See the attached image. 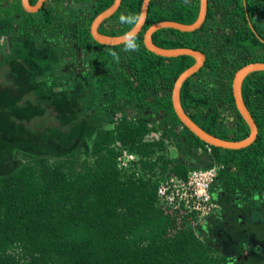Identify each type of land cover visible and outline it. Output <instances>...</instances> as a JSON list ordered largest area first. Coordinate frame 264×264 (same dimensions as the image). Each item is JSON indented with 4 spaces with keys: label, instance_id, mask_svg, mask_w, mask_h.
<instances>
[{
    "label": "trees",
    "instance_id": "obj_1",
    "mask_svg": "<svg viewBox=\"0 0 264 264\" xmlns=\"http://www.w3.org/2000/svg\"><path fill=\"white\" fill-rule=\"evenodd\" d=\"M76 1L88 2L92 7L86 24L78 30L81 44L90 42L99 48L94 52L95 59L105 55L106 71L96 80L98 90L90 94L92 103H107L113 116L119 110L122 116L114 121L107 114L99 121V108L88 114L80 112L79 120L89 124L81 138L89 145L88 157L81 158L80 149L74 148L51 158L30 147L21 153L23 163L0 172V264H229L230 247L223 250L220 246L232 243L234 238L218 240L221 233L211 234L213 227L210 234L204 235L200 224L194 230L185 221L176 227L175 218L163 212L156 198L157 181L165 172L185 177L191 168H206L214 163L224 164L214 182L221 183L225 191L242 195L264 188V162L251 154L254 145L240 149L208 145L176 116L171 102L173 84L194 58L185 54L163 57L143 44V33L152 23H192L198 16L199 0H150L144 25L135 35L140 46L137 52H124L123 43H97L90 35L88 26L93 18L114 0ZM141 4L142 0H121L108 19H118L122 13L139 14ZM15 5L21 12L19 0ZM250 21L256 32L251 30ZM120 26L103 33L120 35L130 29L128 25ZM232 28L236 32L238 29L233 39ZM260 32L264 38V0H208L199 28L191 32L161 28L151 35L158 47L191 48L206 54L204 66L182 82L180 103L196 124L221 139L240 140L248 130L240 125L239 134L228 137L219 123L215 102L221 99L228 108H234L231 79L242 63L234 58L216 59L215 55L225 50L231 56L229 45L233 41L237 46L261 44L255 34ZM112 51L119 54V63L109 54ZM217 69L224 79L215 88ZM200 75L205 76L202 90ZM5 86L0 67V91ZM68 121L71 119L66 115L62 122ZM156 130H161L162 135L151 140L149 134ZM43 131H50L49 126ZM62 131L65 130L58 133ZM68 132L69 129L64 133ZM5 141L0 138V152L3 145H8ZM115 141L139 156L140 169L150 175L146 180L123 174L116 167L119 150L111 146ZM171 144L180 152L209 146L208 163L197 167L170 158L167 148ZM218 202L223 213L227 208L219 199ZM222 213L217 215L219 219ZM207 219L204 222H210ZM241 250L239 245L236 255Z\"/></svg>",
    "mask_w": 264,
    "mask_h": 264
},
{
    "label": "flooded vegetation",
    "instance_id": "obj_2",
    "mask_svg": "<svg viewBox=\"0 0 264 264\" xmlns=\"http://www.w3.org/2000/svg\"><path fill=\"white\" fill-rule=\"evenodd\" d=\"M28 2L31 4L30 0ZM2 3L6 5V3H9V0L4 2L0 0V5ZM69 3L82 5L84 9L76 13H67L68 11L64 10V6ZM11 10V12H6L4 15V18L7 20L6 22L0 21V43H4L7 47L4 54L5 58L1 59V63L6 68L4 75L5 87L10 89L11 92L15 91V89H17L16 92H53L59 96V106L71 103L76 107L75 109H79L77 105L86 106L90 111L99 108L100 112L97 116L99 121H103V118L107 114L112 115L107 103H92L94 100L90 97L92 92L98 90L96 80L106 71L104 67L106 64L104 61L105 55L99 54L101 56L95 59L94 52L98 51L99 48L90 42L82 45L78 38V30L84 27L87 18L91 14L92 7L90 4L76 0H44L41 6L28 13L15 12L12 8ZM58 11L60 13L59 15H57ZM37 12H40L41 16L34 21L32 17ZM50 15L53 18H50ZM23 17H26V20ZM56 17L61 18L60 20L62 21H56ZM246 17H248V14H246ZM248 24L251 30L256 32L251 25V21ZM101 26H104L102 22L99 24L97 30L103 33L105 29ZM114 30L110 28L106 31ZM231 32L233 39V36L235 37L238 33V29L236 32V29L232 28ZM255 34L261 44H255L256 46H249L248 44L237 46L235 41H233V44L229 45V48L232 47L229 50L231 56L227 55L225 50H223L224 54H220V50H218L215 58H219L220 60L225 59V57L227 59L234 58L238 62H241L242 66L249 63L264 62V38L261 37V32ZM22 53L25 54L23 55ZM202 53L206 59V54L204 52ZM205 59L200 68L204 66ZM108 62L112 65L113 59L110 58ZM117 66L118 64H116ZM219 67L221 66L218 65V69H220ZM235 72H233L231 79V93L234 108H228L221 99H217L215 102L220 116L219 123L223 126V130L227 132L226 135L228 137H234L239 134L240 125L247 127V136L250 133V127L247 121L242 117L236 107L232 88V80ZM218 73L214 76L216 81H213V86L215 88L224 79L220 70H218ZM32 78L35 79L34 83H30ZM198 79L200 89L202 90L205 76L200 75ZM90 80L92 83H89ZM20 87L23 89L19 91L18 88ZM102 93L104 94V92ZM240 95L256 128L254 139L246 147L254 145L251 154L254 157L262 158L264 162V69L252 70L243 77L240 84ZM38 100L42 102L43 97L38 98ZM116 113L121 114L122 111L119 110L114 114ZM262 178L264 179V169L262 170ZM254 192H259V198L263 199L262 201L264 202V188L257 189ZM225 194L229 198L231 196L232 199L237 196H242L234 190L226 191ZM261 205L264 206V204ZM262 218L264 220V217Z\"/></svg>",
    "mask_w": 264,
    "mask_h": 264
},
{
    "label": "rangeland",
    "instance_id": "obj_3",
    "mask_svg": "<svg viewBox=\"0 0 264 264\" xmlns=\"http://www.w3.org/2000/svg\"><path fill=\"white\" fill-rule=\"evenodd\" d=\"M9 3L0 6L1 22L7 21L4 18L5 13L11 12V8L13 9V5L10 7ZM83 9L84 7L82 5L73 3L64 6V10L68 11L67 13H76ZM59 14L58 11L57 15ZM40 16V12L34 13L32 19L36 21ZM23 18L26 20V17ZM50 18H53L52 15H50ZM60 19L61 18L59 17L55 18L58 22L62 21ZM102 30L104 31V29ZM105 32L109 31L105 30ZM6 48L7 47L4 43H0V61L5 58L4 54ZM1 65L0 67L4 76L6 68L4 64ZM34 81L35 79L32 78L30 83H34ZM22 89V87L18 88L19 91ZM16 90L17 89L11 92L10 89L4 87V90L0 91V138L4 141L6 140L5 142L8 144L7 147L3 145V150L0 152L1 173L11 171L17 165L23 163L21 153L30 147H32L33 150H39L41 153L50 155L51 158L61 156L65 150L68 151L74 148L80 149L82 155L81 158L89 156V145L83 141L84 139H81L85 126L89 124L86 123L84 125V123L78 118L80 112L86 114L91 112L86 106L77 105L79 109H75L76 107L71 103L59 106V96L55 95L53 92L41 93L38 91L32 93L27 91L16 92ZM40 97H43L42 102H39L38 100ZM29 103L31 104L28 106ZM55 105L58 106L59 109ZM4 106H7L8 108H5ZM66 115L71 119V122H62ZM47 126H49L50 131L44 132L43 129ZM104 126H108V124L104 123ZM62 129L65 131L69 129V132L64 133L65 131H62L64 135L58 133ZM258 210L257 213L263 215L264 209ZM217 226L220 227L221 224L218 223ZM252 226L253 225H251V227ZM230 229L226 228L224 231L220 230L221 235H217L218 240L223 241L227 236L232 240L234 234ZM252 229L256 238L261 239L264 235V221L258 222V224L253 226ZM197 230L199 231L200 228L198 227ZM203 234L207 235V233ZM226 242H228V240H226ZM215 245L218 246L217 241ZM259 250L262 251V249ZM256 261H264L263 252L256 254L252 259H248V262L252 264H255Z\"/></svg>",
    "mask_w": 264,
    "mask_h": 264
},
{
    "label": "water",
    "instance_id": "obj_4",
    "mask_svg": "<svg viewBox=\"0 0 264 264\" xmlns=\"http://www.w3.org/2000/svg\"><path fill=\"white\" fill-rule=\"evenodd\" d=\"M44 0H36L34 4H29L28 0H21L22 5L25 7L26 11H34L39 6H41L42 2ZM121 0H114L113 3L101 11L99 14H97L89 28V32L93 40H95L97 43L104 44V45H118L122 44V38L123 34L120 35H107L102 34L98 32L97 28L99 24L107 17H109L120 5ZM150 0H142L141 9H140V22L135 25L134 27H131L128 31H132L135 35L142 29V26L144 25L146 15H147V7ZM207 6H208V0H199V12L197 18L190 24H183L175 21H158L155 23H152L143 33V44L145 48L157 55L163 56V57H176L179 55H190L194 58V63L186 68L184 71H182L178 77L176 78L173 88L171 91V102L173 110L180 120L181 124L184 125L191 131L195 136H197L200 140L204 141L208 145H213L216 147H221L225 149H240L248 146L252 140L255 137L256 134V128L252 121L251 116L248 114V111L246 110L240 95V84L242 82L243 77L252 70H262L264 69V62H255V63H249L242 67H240L234 75V78L232 80V88L234 93V98L236 102V107L239 113L242 115V117L247 121L249 127H250V133L247 137L240 139V140H224L221 139L215 135H212L206 131H204L198 124H196L184 111V109L181 106L180 103V87L184 80H186L189 76H191L193 73H195L203 64L204 62V55L199 50H193L191 48H161L156 46L151 38V35L153 32H155L158 29L161 28H174L179 31L183 32H191L195 29L199 28L201 24L203 23L206 12H207ZM127 31V32H128Z\"/></svg>",
    "mask_w": 264,
    "mask_h": 264
},
{
    "label": "built area",
    "instance_id": "obj_5",
    "mask_svg": "<svg viewBox=\"0 0 264 264\" xmlns=\"http://www.w3.org/2000/svg\"><path fill=\"white\" fill-rule=\"evenodd\" d=\"M121 116L120 113H116L113 116L114 121ZM149 138L158 140L160 132H151ZM111 146L119 150L115 161L121 173L132 174L133 178L141 177L144 180L150 176L149 172L140 169L137 154L129 153L118 141ZM206 150L209 153L207 145ZM223 168V163H214L206 168H191L186 172L185 177H179L174 172L167 171L157 181V203L165 214L175 218L176 227L180 228L181 221H185L195 230L201 221L204 222L208 217L221 213L222 207L218 199L214 197L211 188L218 171Z\"/></svg>",
    "mask_w": 264,
    "mask_h": 264
},
{
    "label": "crops",
    "instance_id": "obj_6",
    "mask_svg": "<svg viewBox=\"0 0 264 264\" xmlns=\"http://www.w3.org/2000/svg\"><path fill=\"white\" fill-rule=\"evenodd\" d=\"M1 1L4 2L6 0ZM11 1L12 3H10V6L12 7L13 5L14 11L19 12V10L16 9V0H9V2ZM19 1L21 12L28 13V11H26L25 7L22 5L21 0ZM2 5H4V3H2ZM115 11L109 17H111L115 13ZM109 17L105 18L102 21V24H104V26L101 27H103L105 30H108L110 28H113L115 30L119 29L121 27L119 20L117 18L108 19ZM167 153L170 158H177L179 161L181 160V162L185 163L186 165L202 167L206 163H208V151L205 148L199 146L193 147L189 151L185 150V152H180L178 148L171 144L168 147ZM211 189L214 197L219 199L222 202V206L225 205L227 209L223 210V213L221 212L222 215L220 216V219L217 215H215L211 218H208L207 220H210V222L205 221L204 223L206 224L201 221L200 226L202 231H200L210 234L209 229L213 227V231L211 232V234H217L218 232H220V230L224 231V229L226 228H231L230 230L234 235H230H233L234 241L232 243L223 244L220 246V248L223 250L230 247L231 253L230 256H228V260L230 261L229 264H252L248 262V259L254 258V256L258 253H264V235L261 239L256 238L252 229V227L256 226L258 222L264 221L262 218L264 216V213L263 215L257 213L258 209H264V206L261 205L264 204V202L262 201L263 199L259 198L260 193L252 192V190H249L248 192L245 191L241 197L237 196L232 199L231 196L229 198V196L225 194L226 191L218 181L212 184ZM223 209L225 208L223 207ZM216 218L218 219L215 220ZM216 221L221 224L220 227L217 226L218 222L216 225H214ZM251 225L253 226L251 227ZM239 245H241L242 248L241 254L236 255ZM259 249H262V251H260ZM255 264H264V261H256Z\"/></svg>",
    "mask_w": 264,
    "mask_h": 264
},
{
    "label": "clouds",
    "instance_id": "obj_7",
    "mask_svg": "<svg viewBox=\"0 0 264 264\" xmlns=\"http://www.w3.org/2000/svg\"><path fill=\"white\" fill-rule=\"evenodd\" d=\"M118 19H119V23L123 25H128L131 28L140 22L141 17L139 14L136 13H122ZM122 42H123L122 50L124 52L139 51V47H140L139 43L137 42L135 34L131 30L123 35ZM109 54L113 57L114 60L117 61L119 60V54L117 52L112 51ZM156 131L160 132V137H161L162 131L161 130H156Z\"/></svg>",
    "mask_w": 264,
    "mask_h": 264
}]
</instances>
